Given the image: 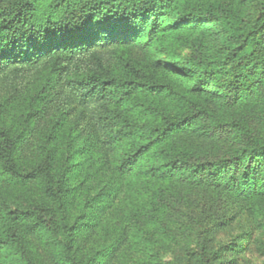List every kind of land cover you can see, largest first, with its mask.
I'll use <instances>...</instances> for the list:
<instances>
[{
    "label": "trees",
    "instance_id": "trees-1",
    "mask_svg": "<svg viewBox=\"0 0 264 264\" xmlns=\"http://www.w3.org/2000/svg\"><path fill=\"white\" fill-rule=\"evenodd\" d=\"M212 34L221 48L205 42ZM186 40L197 51L162 65ZM172 69L187 83L175 85ZM209 91L227 102L264 98V0H0L2 262H110L124 232L89 253L93 217L71 220L83 147L101 178L145 186L124 219L140 264H160L153 238L168 237L171 183L263 197L264 143L243 126H228V153L199 147L225 127L198 99ZM60 132L73 140L66 154Z\"/></svg>",
    "mask_w": 264,
    "mask_h": 264
},
{
    "label": "rangeland",
    "instance_id": "rangeland-1",
    "mask_svg": "<svg viewBox=\"0 0 264 264\" xmlns=\"http://www.w3.org/2000/svg\"><path fill=\"white\" fill-rule=\"evenodd\" d=\"M218 37L213 39L212 34L204 37V40L213 39V47L221 48ZM190 38L195 36L189 35ZM170 48L178 53L179 59L162 60L161 64L172 68L176 66L175 63L183 62L181 58L197 51L194 43L188 40ZM200 50L204 55L206 50L212 52V48H206V44ZM171 72L174 73L171 80L175 85L187 83L181 72L174 69ZM198 99L225 125L199 141L200 148L206 145L207 154L220 156L232 150L233 139L227 128L234 123L243 126L264 143V98L227 102L209 91L201 93ZM58 136L56 145L66 154L68 144H73V140L66 133L60 132ZM74 158L79 166L72 181L75 192L71 220L84 215L90 219L93 217L92 226L84 228L83 232L89 253L97 245L111 243L120 232H124L125 239L106 264H120L125 260L140 264L142 260L137 261V252H142L138 251L131 237L127 238L129 232L124 219L134 204L145 199L144 184L127 178L116 179L117 182L111 177L101 178L100 168L92 165L84 147L75 151ZM170 189L168 237L163 240L153 238L160 243L157 251L160 264H264V196L251 200L221 188L184 182L171 183ZM101 192L103 196L99 194ZM98 194L100 200L84 214L86 201ZM84 247L81 245L82 250ZM0 264H4L1 255Z\"/></svg>",
    "mask_w": 264,
    "mask_h": 264
}]
</instances>
